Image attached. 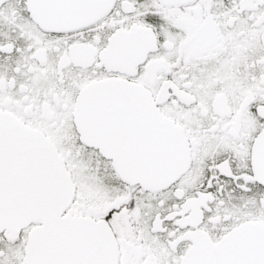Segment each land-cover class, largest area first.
Segmentation results:
<instances>
[{
	"label": "snow or ice",
	"instance_id": "6c2138e0",
	"mask_svg": "<svg viewBox=\"0 0 264 264\" xmlns=\"http://www.w3.org/2000/svg\"><path fill=\"white\" fill-rule=\"evenodd\" d=\"M0 264H264V0H0Z\"/></svg>",
	"mask_w": 264,
	"mask_h": 264
}]
</instances>
